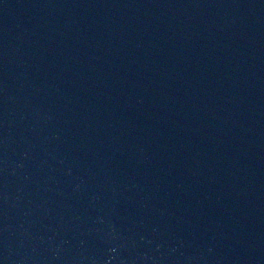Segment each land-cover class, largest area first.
Returning <instances> with one entry per match:
<instances>
[{
  "label": "water",
  "instance_id": "water-1",
  "mask_svg": "<svg viewBox=\"0 0 264 264\" xmlns=\"http://www.w3.org/2000/svg\"><path fill=\"white\" fill-rule=\"evenodd\" d=\"M0 264H264V0H0Z\"/></svg>",
  "mask_w": 264,
  "mask_h": 264
}]
</instances>
